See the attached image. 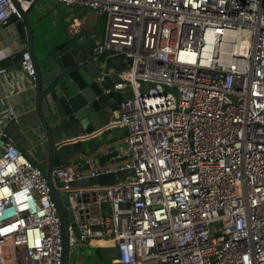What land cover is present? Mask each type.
<instances>
[{"label":"built area","instance_id":"2783aa9c","mask_svg":"<svg viewBox=\"0 0 264 264\" xmlns=\"http://www.w3.org/2000/svg\"><path fill=\"white\" fill-rule=\"evenodd\" d=\"M35 1L0 0V26ZM50 1L98 14L93 53L121 58L114 90L133 92L113 110L125 130L115 154L76 156L52 175L78 231L68 223L67 264H264V0ZM19 65L35 76L27 48ZM0 137V264H61L46 176ZM111 172L113 184L70 185ZM100 240L115 260H69Z\"/></svg>","mask_w":264,"mask_h":264},{"label":"water","instance_id":"95a60500","mask_svg":"<svg viewBox=\"0 0 264 264\" xmlns=\"http://www.w3.org/2000/svg\"><path fill=\"white\" fill-rule=\"evenodd\" d=\"M23 20L27 28V49L35 67V76L25 90L26 122L36 141L44 142L46 164L41 166L27 156L46 176L60 218L61 264H67L68 223L73 226L76 236L78 231L67 193L61 189L62 183L57 178L53 179L52 175L58 166L69 164L77 155L76 145L83 140L87 130L91 128L97 132L109 126L117 130L118 126L110 122L109 97L115 93L113 85L121 82V79L118 72L109 74L99 64L98 56L93 53L96 46L94 35H68L65 39L59 38L36 47L33 29L26 14ZM111 63L117 66V71L124 68L121 58H114ZM9 142L18 146L12 139ZM114 154L115 151L100 156L99 163L103 164ZM94 181L102 185L113 184L115 173L101 174L95 180L73 182L70 185L76 187ZM104 213L109 214V210L106 209Z\"/></svg>","mask_w":264,"mask_h":264},{"label":"crops","instance_id":"0c3cea01","mask_svg":"<svg viewBox=\"0 0 264 264\" xmlns=\"http://www.w3.org/2000/svg\"><path fill=\"white\" fill-rule=\"evenodd\" d=\"M88 9L79 4L36 0L26 12L33 29L35 46L38 47L49 42L48 40L40 42L41 36L44 34V31L40 27V21L44 18L50 19L51 24L54 25L57 23L63 24L67 29L66 34L63 31L64 36H51L50 41L59 38L65 39L68 35H80L81 33H85L87 37L95 36L93 23L98 14L95 11L90 12L89 10L91 9ZM30 15L32 19H30ZM37 38H39V42ZM23 48H27V28L24 20L20 21L13 17L10 19L8 25L4 27L0 26V67L6 69V72L0 75V133L5 132L8 138L14 140L35 162L42 165L46 164L47 159L46 149L43 146L44 142L36 141L31 127L26 122L27 106L25 103V90L31 78L21 70L19 65L20 53ZM114 58L119 57L102 55L98 58V62L102 66V62L106 64L107 60H109L111 65L110 70H112L113 74L118 70L117 66L111 63V60ZM104 71H106V67ZM118 92L123 98L133 93L130 87H125ZM109 101L111 122L115 119L113 110H115L114 107L119 100L117 95H111ZM8 107L13 108L15 115L18 117L17 123L8 120ZM124 134L125 130L119 127L116 131L110 126L104 127L97 132L90 128L86 131L83 140L76 145L78 147L76 156L94 155L98 161L100 156L112 153L123 143ZM4 140L5 138L0 137V146ZM55 160V164L58 166V161L56 158ZM100 241H92L89 246L102 249L109 247L110 250H113L110 252V256L113 255L112 258L114 259L116 257V249L113 246V242L103 240V243H100Z\"/></svg>","mask_w":264,"mask_h":264},{"label":"rangeland","instance_id":"374dc122","mask_svg":"<svg viewBox=\"0 0 264 264\" xmlns=\"http://www.w3.org/2000/svg\"><path fill=\"white\" fill-rule=\"evenodd\" d=\"M83 7H87V6H83ZM89 8V7H87ZM91 9V8H89ZM88 9V10H89ZM90 12L94 11V10H89ZM30 19H32V16H29ZM93 28L95 30V37L98 39L101 36V31H102V25L100 22V17L97 15L95 22L93 23ZM32 27V26H31ZM40 27L41 29L44 31V34L41 36L40 42L43 41H49V42H53L50 41V39L52 38L51 36H64L63 31L65 32V34L67 33V29L65 28V26L63 24L57 23V24H51L50 19L48 20L47 18L41 19L40 21ZM37 41L39 42V38H37ZM37 54L39 55V52H37ZM37 55V57H38ZM106 56V55H105ZM111 56V55H110ZM105 63V62H104ZM106 66V70H110V62L109 60H107V63L105 64ZM39 165H41V163H39ZM44 164H42L41 166H43ZM125 174H128L126 171L124 172H120L118 173V177L119 179H122ZM86 180H92V179H85V180H81V181H75L77 183H82ZM113 249V248H112ZM113 250H110L109 247L107 248H97L95 246H89V245H84V244H77L69 253V260L74 261V260H78L84 263H87V258L90 257L92 260H98L100 259V262L102 263H110L112 260H114L112 258V256H110V252H112Z\"/></svg>","mask_w":264,"mask_h":264},{"label":"trees","instance_id":"16d2710c","mask_svg":"<svg viewBox=\"0 0 264 264\" xmlns=\"http://www.w3.org/2000/svg\"><path fill=\"white\" fill-rule=\"evenodd\" d=\"M113 95L114 96L117 95L119 101H121L123 99L122 95L119 92H115V93H113ZM117 103H116V105H117ZM114 108H116V106ZM97 248L99 249V247H97ZM115 259H116V257L114 258V260ZM96 261H100V259H98V260L97 259L96 260H92L90 257L87 258V263L96 262Z\"/></svg>","mask_w":264,"mask_h":264},{"label":"bare ground","instance_id":"6f19581e","mask_svg":"<svg viewBox=\"0 0 264 264\" xmlns=\"http://www.w3.org/2000/svg\"><path fill=\"white\" fill-rule=\"evenodd\" d=\"M100 243H103L102 241H100Z\"/></svg>","mask_w":264,"mask_h":264}]
</instances>
